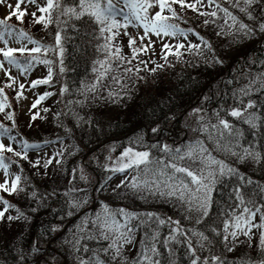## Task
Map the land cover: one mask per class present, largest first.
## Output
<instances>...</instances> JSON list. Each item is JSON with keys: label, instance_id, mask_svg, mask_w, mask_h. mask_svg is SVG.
I'll return each mask as SVG.
<instances>
[{"label": "trees", "instance_id": "trees-1", "mask_svg": "<svg viewBox=\"0 0 264 264\" xmlns=\"http://www.w3.org/2000/svg\"><path fill=\"white\" fill-rule=\"evenodd\" d=\"M187 2L193 3L194 0ZM63 3L71 7L74 3L78 4V0H63ZM216 3L228 8L233 15L252 27L255 35H217L220 31L218 25L224 23L222 12H218L217 17L202 16L190 8L182 9L179 4H173L179 18L172 22L184 29H194V33L199 34L193 33L197 39L194 44L201 43L199 37H204L211 43L212 50L204 49L202 45L203 54L195 55L188 53L185 46L180 49L182 58L169 54L165 61L162 58L164 52L150 55L146 51L132 59L129 38L118 35L110 42L113 51L119 46L121 54L131 63L119 62V69L105 77L103 87L98 88L96 93L87 92L86 89L96 83L97 73L93 69L99 67L95 64L97 60L105 58L102 46L108 33L102 35L99 26L87 16L77 20L61 16L57 11L53 13V22L46 28L34 23L32 15L27 14L23 18L26 24H30H25L24 31L42 45L52 46L54 54L58 48L55 46V36L60 32L63 54L43 55L45 58L50 56L49 61H52V78L46 86L50 88L57 84L66 90L57 92L60 99L56 102L57 115L50 113L49 107L43 103L38 107L41 113L37 118L22 126L20 119L16 118L18 91L4 80L0 82V89H3L6 97V110L12 114V119L6 117L0 125L9 129L7 136L15 138L21 135L23 138L21 144L18 142L19 148L0 154L4 164L15 166L16 175L22 177L20 187L23 188V191L16 193L0 192L2 200L15 206L0 218V264H63L64 261L65 264H80L81 260L95 264L97 256L106 264H124V258L126 264H131L138 259L142 249L140 242L146 233L149 238L158 234V254L153 258L160 264H191L189 240L196 255L201 258L198 264L211 256L220 257L225 264H240L241 261L259 264L264 260V249L260 247V233L264 229L252 228L250 236L239 235L235 244L231 237L225 242L223 235L217 234L223 233L224 220L233 215L232 209L239 204L235 189L240 190L247 207L253 211L257 208L264 211V126L253 129L227 114L231 108L241 107V99L244 104L250 99L255 102V108L250 111L264 117V89L256 90L260 87L259 80L251 85L252 91L248 96L240 97L238 92L264 74V32L258 29V25L264 22V15L261 14L264 0L249 9L254 20L240 11V7H244L242 3L239 7H233L228 0H216ZM198 7L200 12L216 10L215 4L210 5L208 0H203ZM205 20H215V23L205 25ZM6 23L9 24V20ZM38 33L47 36V39L42 40ZM130 38L135 39L136 47H145L135 31H131ZM217 59L222 63H217ZM116 63L113 60V65ZM157 65L163 67L157 68ZM137 67L140 69L138 73L135 71ZM125 68H132L133 72L125 74ZM153 68L157 70L151 72ZM113 76L121 77L119 83L113 81ZM110 91L116 93L112 98L108 97ZM80 101L83 103H78ZM197 109L204 116L188 122V115L192 116V111ZM218 112L220 118L227 119L243 135L237 139L224 131L221 138L220 131L211 127L218 124ZM41 116H45V119ZM26 126L31 133H27ZM205 126L207 131L202 130ZM154 128L156 132L152 131ZM49 140L67 142L48 159L52 163L45 168L44 159L32 156L30 148L24 149L23 144L25 141L31 145ZM196 141H202L213 157L236 170L235 174L219 177L213 187L207 216L195 210L189 212L187 205L175 197L147 192L143 193V199L140 195H133L126 185L132 176L137 175L136 171L129 170L126 174L112 172L101 162L102 152L107 147L117 153L129 146L148 151L153 168L157 167L155 161L161 162L159 167L173 162L188 167L193 161L174 160L175 149L187 150ZM216 141L221 145L219 149ZM164 145H168L172 152L163 151ZM224 146L231 147L241 155L243 149L249 148L261 153V159L248 157L240 161L226 152ZM17 152L21 155H16ZM96 155L98 161L93 159ZM79 167L85 169L88 178L91 176L89 187L80 179ZM181 175L177 174L178 177ZM122 180H125V185L116 188ZM84 189H88L89 204L95 202V207L81 205L79 199ZM108 189H111L110 195ZM2 200L0 210L4 208ZM73 203L80 206L73 207ZM102 205H107L113 211L124 209L135 213H154L166 222L161 225L158 219L141 217L147 223L136 229L133 242L122 248V256L112 260L114 250L108 253L103 251L111 240L103 239L99 228L92 224ZM18 210L23 213L21 218H7L18 216ZM240 211L239 207H235L236 213ZM260 215V212H256L253 223H260ZM117 218L123 222L122 217ZM197 220L200 222L197 223ZM177 221L179 224L175 223ZM138 223L133 221V224ZM177 227L181 229L180 232L174 231ZM212 229H216V232ZM194 232L204 233L212 243L201 249ZM172 236L176 239H170ZM74 243L75 253L70 256L69 250ZM228 248L233 250L228 251ZM72 259L74 262H71Z\"/></svg>", "mask_w": 264, "mask_h": 264}, {"label": "snow or ice", "instance_id": "snow-or-ice-1", "mask_svg": "<svg viewBox=\"0 0 264 264\" xmlns=\"http://www.w3.org/2000/svg\"><path fill=\"white\" fill-rule=\"evenodd\" d=\"M5 0H0V3H4ZM203 0H194L193 3H188L187 0H78V4H75L71 7L65 6L63 0H46L45 5L41 6L37 4V0H16L15 9L11 10L9 15L3 19H0V41H3L7 45L8 40L5 39V36H15L17 42L22 40H27L28 43L36 45L31 49H27L26 46H21L20 48H0V53L3 54L5 60L9 64L15 65L21 71H27L32 67V62L37 61L44 63L46 65H51L52 61L49 60H39L37 56L29 55L25 57L23 61L17 58L14 53L19 52L21 56L27 51L29 53H38L43 49L44 52L51 50L52 46L42 45L40 41L33 39L28 33L23 29H20L18 32L13 30V26L7 24L6 21L10 20L12 16H15L16 19L20 22H23V18L27 15V9L21 10V4H35L37 9L42 15L39 17L36 16V13L33 12L32 16L34 17V23L43 24L44 27H47L50 23L53 22V13L59 12L61 16H69V18L74 17L77 20L82 19L87 16L92 23L99 26V31L103 35L108 33L105 37V44L102 46V49L105 51V58L102 60H97L95 64L99 67H94L93 71L97 73L96 83L87 87L86 91L91 93H96L98 88L103 87V81L105 77L109 76L114 70L119 69V62L131 63V60H126V58L121 54V49L119 46L115 47L113 51V45L110 43L116 36H118L119 29H127L129 25H132L134 22L135 26L142 27L144 30V36H148L149 33L155 34L156 36H168V37H183L187 40L188 33H194V29L181 28L179 24L172 22L175 19H178V13L173 8V4H179L180 7L190 8L193 11L199 12L202 16H211L217 17L218 12L223 13L224 23L218 25L220 31L217 35H225L229 37H236L237 35H242L244 37H251L255 35V30L249 25L241 21L236 15H233L228 8H223L216 3V0H208L209 4H215L216 10L212 12H200L199 7L202 5ZM233 7H239L242 3L244 7H240V11L245 13L249 19H255L249 9L253 5H258L262 0H228ZM123 5L120 7L119 5ZM154 7H158L159 11H156L151 14V10ZM11 9V6L9 5ZM127 9V11H125ZM165 11L170 15H165ZM46 14V15H45ZM261 14L264 15V8H261ZM123 23H121V19ZM59 20V17H57ZM215 23V20L209 21L205 20L204 23ZM260 32H264V22H261L258 25ZM127 34V32H125ZM199 36L198 33H194ZM61 34L58 31L55 36L56 47L60 49L61 55L63 54V48L61 46ZM143 39V37H141ZM201 43L192 44L189 43L186 46V51L190 54L202 55V45L204 49L209 51L212 50L211 43L206 40L204 37H199ZM129 47L132 49V59L137 58V54L140 52H146L148 48L151 47V42H149L148 47H136L135 39L130 38L128 41ZM185 48L183 43H177L175 45V51L173 50L172 45L165 43L163 45L162 51L164 52L163 59L167 61V56L169 54L175 55L177 58H182V53L180 49ZM113 60L117 61L113 65ZM217 63H222V61L216 60ZM143 63V61H141ZM3 65L0 64V67ZM163 67V65H157V68ZM157 69H151V72H155ZM61 71L63 68L61 67ZM138 73L140 71L139 67L135 69ZM132 68H125L124 73H132ZM52 78V68L49 67V74L46 79L35 80L32 82L35 87L38 84H47ZM113 81L119 83L121 77L113 76ZM141 79H143L141 77ZM257 80L260 82V87L256 89L257 91L264 89V74L258 76L254 79L251 84L245 85L244 87L238 90L240 97L248 96L252 91L253 84L257 83ZM11 86V85H9ZM24 85L21 84L20 88H23ZM123 87V85H122ZM66 89H61V92ZM3 93V89H0V94ZM17 95H21L17 93ZM52 95L51 93H45L43 96H40L33 104L32 108L44 100L47 96ZM116 93L109 92L108 97L112 98ZM236 95V93H234ZM6 100V97L4 98ZM78 103H83L80 101ZM241 107H233L227 111V114L231 117L236 118L241 121L243 124L250 126L253 129L264 126V117L258 115L255 111H250L255 108V102L248 100L247 104H244L243 100H240ZM4 102L0 101V111L4 110ZM44 111H48L45 109ZM39 114H34L32 119L35 120ZM218 119V124L212 125L213 129H218L220 131V136L223 138L224 131H227L230 136H235L237 139L243 135V133L234 127L227 119L220 118L219 112L216 114ZM8 119H12V114L9 113L7 116ZM222 126V129L220 128ZM203 131H207V126H205ZM153 132H156L157 129H152ZM9 129L5 128L3 125H0V136L7 135ZM9 139H15L14 137L9 136ZM209 139H212L209 136ZM216 146L219 149L221 147L219 141H216ZM24 149L30 147H36V145H30L26 141L23 144ZM153 147H156L153 145ZM13 151L11 146H5L0 144V154L4 151ZM163 151L172 152V149L168 145L163 146ZM226 152H230L231 155L236 156L240 161L246 160L248 157H251L255 160L261 159V153L255 152L249 148L243 149V154H239L232 150L231 147L224 146ZM182 153V154H181ZM16 155H21L20 152L15 153ZM27 158L26 156L24 157ZM176 161H183L189 159L196 163L199 161L203 167L198 170H193L190 167L181 166L178 163H167L163 167H159L161 164L160 161H155L157 167L153 168L150 165L153 164V161L150 157L148 151H135L132 148H125L121 156L118 158V166L112 167L110 170L112 172L123 173L126 170H135L137 175L131 177L128 180L126 187L132 192L133 195H140V198H145L143 193L147 192L152 195L159 194L160 196L175 197L182 204L187 205L189 212L195 210L202 213V216L208 215V208L211 203V195L214 185L218 182L219 177H222L226 174H235L236 170L227 165L223 160L216 159L211 155L210 152L204 147L202 141H196L194 144L188 146L187 150L175 149V155L173 157ZM60 161H56L59 163ZM52 163L51 160H46L44 162V167L47 168L48 165ZM36 164H39V161H36ZM218 166L217 168H212V166ZM0 167L5 169L7 177V165L2 162V155H0ZM171 169V171H169ZM177 174H183L177 176ZM143 177V178H141ZM185 177L190 178L186 181ZM84 179V177H81ZM111 179V177H108ZM22 177L17 175L11 179V186L8 187L9 180L6 178L3 183H0V189L5 192L16 193L23 191V188L20 187ZM127 180V177H126ZM251 183V181H249ZM121 185H125V180H122L120 184L116 185V188H120ZM115 191V190H114ZM236 198L239 201V204L235 207H239L241 211L239 213L235 212V207L232 209L233 215L229 219L224 220L223 222V233H217L218 235H223L225 242L228 241L229 237L232 238L233 244L236 242V238L243 234L244 236L251 235V229L256 227L264 229V211L257 208L253 211L252 208H249L245 205L244 198L239 189H235ZM35 195V193H33ZM2 200V198H0ZM4 204L3 210H0V218H3L5 213L9 208L15 207L14 205L9 204L7 200H2ZM86 202V200H85ZM250 203V201H249ZM73 207L80 206L78 203H73ZM256 212H260V223H253V218ZM19 213V210H18ZM23 216V213H19L18 216L12 217L8 216L9 220L19 219ZM122 217L123 222H121L117 217ZM141 217H147L149 220L155 218L159 220V224H164L166 221L156 217L154 213H135L128 212L124 209H118L113 211L107 205H102V210L96 214L95 220L92 221V224L99 228L100 235L105 240H111V243L103 251L108 253L109 250H114V255H112V260H116L118 257L122 256V248L126 244H131L135 237L136 229L140 225L147 223L146 220ZM133 221H139L138 224H133ZM200 221L197 220V223ZM179 224V222H175ZM55 230V229H54ZM176 232H180L181 229L178 227L174 229ZM213 232H216V229H212ZM195 236L199 239L197 243L200 248L203 249L206 244H211L212 241L202 232H194ZM157 235L153 234L151 238L146 233L144 238L141 240L142 249L138 254V259L133 260L131 264H160L158 260H155L153 257L157 255ZM170 239L175 240V236L170 237ZM167 240L165 243L167 244ZM189 244V251L191 257V264H198L201 261V258L196 255V250L192 246V242L187 241ZM260 247L264 249V231L260 233ZM228 251H232V248H228ZM80 264H93L92 261L81 260ZM95 264H106L105 261L101 260L99 256L95 259ZM124 264H126V258H124ZM202 264H225L220 257L211 256L209 258H204ZM240 264H251L249 261H241ZM259 264H264V260H261Z\"/></svg>", "mask_w": 264, "mask_h": 264}, {"label": "rangeland", "instance_id": "rangeland-1", "mask_svg": "<svg viewBox=\"0 0 264 264\" xmlns=\"http://www.w3.org/2000/svg\"><path fill=\"white\" fill-rule=\"evenodd\" d=\"M46 0H37V4L38 5H45ZM9 5L11 6V9L9 8ZM15 5H16V0H5L4 3H0V16H8L11 10L15 9ZM27 9V14L28 15H32L33 12L36 13V16L39 17L40 15H42V13H40L37 9V5L35 4H21V10ZM125 11H127V9H125ZM156 11H159L158 7H154L151 10V14L154 15V13ZM165 15H167V11H165L164 13ZM46 15V14H45ZM9 22L11 23V25L13 26V30L14 31H19L20 29H25V26L30 25V24H26V22L23 20V22H20L16 19L15 16H12V18L9 20ZM134 22L132 25H129L127 29L121 28V30L119 31V35H123V37H127L130 39V35H131V31H135L138 35V40L143 42V44L145 45V47H148L149 42H151V47L148 48L147 52L150 55H159L161 53H163L162 48L163 45L165 43L172 45L173 50H175V45L177 43H183L185 46H187L189 43L194 44V42H196V37L193 35V33H188L187 36V40H185L183 37H168V36H156L155 34L149 33L148 36H144V30L142 27H137L135 26ZM26 24V25H25ZM41 26L44 27L43 24H40ZM46 28V27H44ZM33 30V29H32ZM125 32H127V34H125ZM27 33V32H26ZM38 35L41 37L42 40L47 39V36H44L40 33H38ZM48 35V33H47ZM141 37H143V39H141ZM5 39L8 40L7 45H5V43L3 41H0V48H7V47H11V48H20L22 45L26 46L27 49H31L33 47H35L36 45L30 44L28 43L27 40H22L20 42H17L16 37L15 36H5ZM121 39H119L120 41ZM138 41V43H139ZM42 52L43 49H41ZM29 53V52H25L23 56H21V54L19 52L14 53V55L17 56L18 59H22L24 60L25 57H28L29 55L32 56H37L39 58V60H50V56H58L60 55V49L57 48L55 50V54L52 53L53 50L51 48V50H49L48 52H44V53ZM46 55H50L49 58H45L44 56ZM42 56V57H40ZM0 64H2L3 66L0 67V82L1 81H5V83H8V86L11 85L10 87L14 88L15 91L18 93H20L21 95H19L16 99V104H18V112L16 115V118L21 121V125H26V123H31L32 120V116L34 114H40V109L38 108L39 106H41L43 103L49 107V111L50 113H53L55 115H57L56 112V107L57 104L56 102L58 101L59 97L57 92L59 93L62 89V87H59L57 84L52 85L50 88H48L46 86V84H38L35 87L33 86L32 82L35 80H43L46 79L48 77L49 74V67L52 66L51 65H46L44 63H40L37 61H33L32 62V67L27 70V71H21V69H18L15 65L9 64L7 62V60H5L4 56L2 53H0ZM9 80V81H6ZM23 84L24 87L20 88V85ZM45 93H51L52 95L48 96L45 100L40 101V103L36 106V108H32V104L39 99L40 96H43ZM5 96L4 94H0V101L4 102L5 105ZM60 100V99H59ZM44 101V102H43ZM59 102V101H58ZM55 107V108H54ZM54 108V109H53ZM7 107L4 106V110L0 111V123L1 120L3 121L9 114V111L6 110ZM9 109V108H8ZM52 109V112H51ZM204 116L203 112L200 109H197L195 111H192V116L188 115V122L192 121L194 122L195 120H199ZM41 118L45 119V116H41ZM44 121V120H43ZM4 123V122H2ZM55 127V126H54ZM26 130L27 133H31L30 128H28V126H26ZM21 135H17V137H15V139H9V137H7L6 135L4 136H0V144H4L6 147L7 146H11V148L13 150H15V148H19L20 144H21ZM18 142H20V144H18ZM67 140H63V141H45V142H36V143H32L31 145H36V147H30L31 150V154L34 157H41L44 159V161L48 160L51 158V156H53L56 152L57 149L63 148L64 145L66 144ZM126 148H132L135 151H140L134 147H126ZM125 149V148H124ZM124 149L122 150V152H113L111 151V149H108V147L106 148V150L104 152H102L103 156L101 157V162H103V165H105V167L108 168H112L115 166H118V158L121 156V153H123ZM6 152V150L4 151ZM95 161H98L99 158L97 157V155L93 158ZM100 162V164H101ZM4 164V163H3ZM190 168H192L193 170H198L199 168L203 167V165L201 164H196L191 162V166H188ZM218 166L213 165L212 168H217ZM15 166L13 164L7 165V177H6V173H5V169L0 167V183H3L4 180L7 178L9 180V184L8 187L11 186V179L14 178L16 175L15 173ZM129 170H126L124 173H126ZM79 174H80V179L84 181L85 186L89 187L90 186V179L91 176L88 178L87 176V172L85 171V169L83 167H79ZM84 177V179H82L81 177ZM88 189H84L82 192V197L81 199H79L81 205L86 204V206H89L91 204H89L88 201ZM0 191L5 192L4 190L0 189ZM108 195L111 194V189H108ZM86 200V202H85ZM88 203V204H87ZM93 203V202H92ZM99 205V203H97V206ZM85 206V207H86ZM96 203H94V205H91V207H95ZM100 206V205H99ZM70 246V245H69ZM75 253V243L73 244V248L71 250H69V254L68 255H73ZM76 258V257H75ZM73 258V259H75ZM71 260V262H74V260ZM69 264V263H67Z\"/></svg>", "mask_w": 264, "mask_h": 264}]
</instances>
